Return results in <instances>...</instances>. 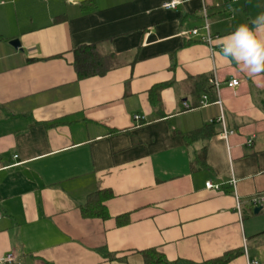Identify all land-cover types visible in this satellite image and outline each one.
Listing matches in <instances>:
<instances>
[{"label":"crops","instance_id":"obj_1","mask_svg":"<svg viewBox=\"0 0 264 264\" xmlns=\"http://www.w3.org/2000/svg\"><path fill=\"white\" fill-rule=\"evenodd\" d=\"M168 1L0 0V264H170L147 263L150 248L171 264L237 251L226 264H264V203H250L264 194V74L220 55L264 0ZM95 43L115 67L80 79L73 50ZM199 77L219 89L199 96ZM97 190L105 219L81 210Z\"/></svg>","mask_w":264,"mask_h":264},{"label":"trees","instance_id":"obj_2","mask_svg":"<svg viewBox=\"0 0 264 264\" xmlns=\"http://www.w3.org/2000/svg\"><path fill=\"white\" fill-rule=\"evenodd\" d=\"M66 12H59L53 22L60 21L63 17H65ZM73 61L72 65L75 69L78 77L80 79L88 78L96 75H103L110 69L115 67L116 61L112 57V54L105 53L100 44H83L78 46L73 50ZM197 81L193 83L194 92L199 96L202 93H213V84L209 81L207 77H199L196 79ZM165 84H158L154 88L151 89V96L154 97L160 94L163 86ZM155 101V99L153 98ZM212 125L206 124L200 130L187 135V140H193L198 137L207 138L212 133ZM206 145L204 144L196 153V161L199 163L201 167L206 166ZM109 190H97L91 193L88 197L86 203L81 207L82 213L85 217H100L107 218L109 217V212L106 206L105 201L108 198ZM145 257L147 263H170L166 259L162 257V254L154 248L146 249L141 251ZM239 254V252H229L224 257L219 258L214 261L213 264H226L229 260H231L234 256Z\"/></svg>","mask_w":264,"mask_h":264},{"label":"clouds","instance_id":"obj_3","mask_svg":"<svg viewBox=\"0 0 264 264\" xmlns=\"http://www.w3.org/2000/svg\"><path fill=\"white\" fill-rule=\"evenodd\" d=\"M220 55L251 77L264 74V13L223 37Z\"/></svg>","mask_w":264,"mask_h":264},{"label":"built area","instance_id":"obj_4","mask_svg":"<svg viewBox=\"0 0 264 264\" xmlns=\"http://www.w3.org/2000/svg\"><path fill=\"white\" fill-rule=\"evenodd\" d=\"M178 4V1L177 0H172V1H168V2H165L163 4V7L164 8H167V9H171V8H175ZM229 8H231L230 4L227 5ZM207 26V24H206ZM192 34H197L198 33V29L197 28H194L191 30ZM204 41H207V42H211V36L208 34L207 37H203L202 38ZM211 82L215 84L216 86V89H219L220 87V82L214 78L211 79ZM239 83L240 81L238 79H231L228 81L227 85L233 89H236L238 86H239ZM204 99L207 100V95H204ZM217 103H219L220 105L222 104L221 100L218 99L217 100ZM187 106V105H186ZM188 107V106H187ZM136 120H141V119H144L145 117L141 116V115H136L135 116ZM233 131H228V130H224L222 133H221V137L223 138H228V136L230 134H232ZM253 141V139H249L248 140V144H251ZM231 184L234 186L235 188V179H232L231 180ZM206 187L209 188V189H220L221 188V185L220 184H214L212 181H207L206 182ZM250 203L254 206H259V205H262L264 203V194L260 193V194H256L254 195L253 197H251L250 199ZM240 203L237 204V209L240 210ZM14 259V256L9 254L5 257V259L3 260H13ZM248 264H259L257 261L255 260H249L248 261Z\"/></svg>","mask_w":264,"mask_h":264},{"label":"water","instance_id":"obj_5","mask_svg":"<svg viewBox=\"0 0 264 264\" xmlns=\"http://www.w3.org/2000/svg\"><path fill=\"white\" fill-rule=\"evenodd\" d=\"M10 43H11V45H13L15 48H19V47L21 46V41H20V39H18V38L12 39V40L10 41ZM260 210H262V206H257V207L255 208V213H256V214L259 213Z\"/></svg>","mask_w":264,"mask_h":264}]
</instances>
